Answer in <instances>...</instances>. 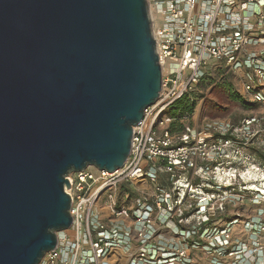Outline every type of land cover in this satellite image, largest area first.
I'll return each instance as SVG.
<instances>
[{
  "label": "built area",
  "instance_id": "1",
  "mask_svg": "<svg viewBox=\"0 0 264 264\" xmlns=\"http://www.w3.org/2000/svg\"><path fill=\"white\" fill-rule=\"evenodd\" d=\"M162 90L113 171L67 177L72 226L40 264H264V113L171 132L215 66L264 102V0H149Z\"/></svg>",
  "mask_w": 264,
  "mask_h": 264
},
{
  "label": "water",
  "instance_id": "2",
  "mask_svg": "<svg viewBox=\"0 0 264 264\" xmlns=\"http://www.w3.org/2000/svg\"><path fill=\"white\" fill-rule=\"evenodd\" d=\"M162 75L149 0H0V264L56 247L67 176L124 164Z\"/></svg>",
  "mask_w": 264,
  "mask_h": 264
},
{
  "label": "rangeland",
  "instance_id": "3",
  "mask_svg": "<svg viewBox=\"0 0 264 264\" xmlns=\"http://www.w3.org/2000/svg\"><path fill=\"white\" fill-rule=\"evenodd\" d=\"M264 48V45H255ZM246 69L228 70L217 65L209 75L187 96L194 103V111L181 116L184 125L201 127L209 119L239 121L252 114L264 113V102L254 98L247 90Z\"/></svg>",
  "mask_w": 264,
  "mask_h": 264
},
{
  "label": "trees",
  "instance_id": "4",
  "mask_svg": "<svg viewBox=\"0 0 264 264\" xmlns=\"http://www.w3.org/2000/svg\"><path fill=\"white\" fill-rule=\"evenodd\" d=\"M207 76H208V74L207 75H204L195 87H197L199 84H201L202 81ZM189 93L185 94L184 97L176 100V102L169 108V112L172 115H174V116L177 117V120L175 122H173L171 124L170 128H169L172 133L173 132H179L180 133V132H182L185 129V126L186 125H184L183 121H181L182 119H181V116L180 115H183L185 113H189L190 114V113H192L194 111V105L195 104L194 103H191L189 100H187V96H188ZM249 116H251V115H249ZM246 117H248V116H246Z\"/></svg>",
  "mask_w": 264,
  "mask_h": 264
}]
</instances>
